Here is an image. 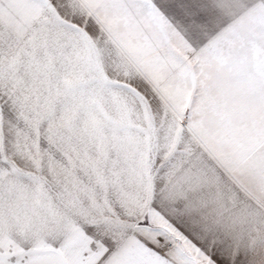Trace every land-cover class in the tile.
<instances>
[{"label": "snow or ice", "instance_id": "obj_1", "mask_svg": "<svg viewBox=\"0 0 264 264\" xmlns=\"http://www.w3.org/2000/svg\"><path fill=\"white\" fill-rule=\"evenodd\" d=\"M129 96L215 208L154 174ZM74 140L86 184L51 166ZM0 264H264V0H0Z\"/></svg>", "mask_w": 264, "mask_h": 264}, {"label": "rangeland", "instance_id": "obj_2", "mask_svg": "<svg viewBox=\"0 0 264 264\" xmlns=\"http://www.w3.org/2000/svg\"><path fill=\"white\" fill-rule=\"evenodd\" d=\"M174 100L169 98V103H173ZM186 103V101H185ZM254 106V99L249 98V108ZM122 111L128 112V118L134 125V131L141 137L144 138V143H147L145 147V159L150 162V158L155 157L154 153L156 148H158V155L162 152L161 149L165 148L166 135H161V133H168L169 123L171 121L170 112L165 109L163 104L157 105L155 101L153 102V111L146 112L145 106L140 104L137 100L133 99L131 96L128 97L127 105L121 106ZM103 115L105 119H115L118 117V113L114 107L111 105L105 106ZM80 117L74 120V124L80 121ZM151 128L152 135L150 138L146 137L144 130ZM247 132H254L256 138L258 129L255 126H249L243 128L239 136H244ZM158 133V134H157ZM157 134V137H155ZM110 137V133H108ZM242 136V137H243ZM157 138V140L155 139ZM155 143L157 145H155ZM150 145V147H149ZM106 149L111 147L110 143L104 145ZM88 153V156L95 157L97 152V146L89 140L86 144L80 140H74L71 144L67 145L64 149H61L59 155L54 157L51 161V166L53 172H59L61 170L67 169L71 175L67 177L69 183L78 181L81 184L87 183V174L85 167L81 165L80 159L84 158L83 153ZM79 154V155H78ZM48 162H46L47 164ZM151 163V162H150ZM155 172L154 174H156Z\"/></svg>", "mask_w": 264, "mask_h": 264}, {"label": "crops", "instance_id": "obj_3", "mask_svg": "<svg viewBox=\"0 0 264 264\" xmlns=\"http://www.w3.org/2000/svg\"><path fill=\"white\" fill-rule=\"evenodd\" d=\"M258 132H256L257 134ZM158 134V133H157ZM157 134H155V137H157ZM168 133H161V135H166L167 137ZM243 136V135H242ZM239 136V141L242 145H247L250 142H252L255 138L254 132H247L246 135L243 137ZM144 139V138H143ZM157 140V138H155ZM147 143H144V146H146ZM155 145H157L155 143ZM161 149V153L158 155L156 151H158V148H156L154 155L155 157L150 158V164L154 166L155 172L159 173L160 168L162 167H168L170 164L174 165L175 169L177 171L182 172L183 175L189 178V184H188V191L189 194L193 197L196 201H206L210 208H215L216 206V196L214 194V191L203 181L202 178L198 177L194 172H192L190 167H185L187 165L186 160H181L178 153L180 149H177L175 152L166 150V143L165 148H159ZM245 195L246 197H255L258 195V192L251 190L249 188H245ZM231 205H227V208H230Z\"/></svg>", "mask_w": 264, "mask_h": 264}]
</instances>
